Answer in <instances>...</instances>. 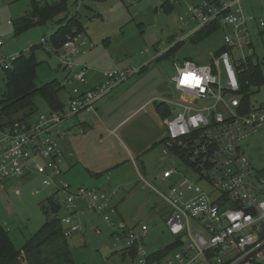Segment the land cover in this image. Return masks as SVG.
<instances>
[{"label": "built area", "instance_id": "built-area-1", "mask_svg": "<svg viewBox=\"0 0 264 264\" xmlns=\"http://www.w3.org/2000/svg\"><path fill=\"white\" fill-rule=\"evenodd\" d=\"M244 2L203 0L187 5L180 22L184 30L197 27L182 42L202 29L217 28L224 31L225 51L214 53L208 65L184 61L175 66L172 83L178 98H154L131 117L152 104L162 105L167 130L163 153L175 156L193 177L190 180L177 169L166 170L163 180L169 183L168 193L152 187L172 209L165 223L171 243L148 251L149 225L129 228L109 220L110 213L118 214L116 192L108 195L96 188H74L62 180L63 154L58 142L84 134L83 129L67 125L81 113H94L100 100L143 68L104 72L105 81L90 88L91 68L76 61L94 49L85 33L69 36L59 49L52 46L50 36L42 40L43 47H52L65 72L62 86L71 85L68 106L0 129V183L40 177L69 214L61 218L67 238L82 231L81 223L74 221L75 209L87 203L113 230V238L125 241L137 264H245L263 258L264 171L253 167L242 144L264 133V106L247 109L239 74L240 66L255 54L254 36L264 31V18L248 14ZM3 45L0 41V48ZM14 59L0 57V70L11 68Z\"/></svg>", "mask_w": 264, "mask_h": 264}, {"label": "rangeland", "instance_id": "rangeland-1", "mask_svg": "<svg viewBox=\"0 0 264 264\" xmlns=\"http://www.w3.org/2000/svg\"><path fill=\"white\" fill-rule=\"evenodd\" d=\"M32 1L0 0V41L4 44L0 48V57L13 59L36 47L34 54L40 63L37 84L41 86L52 81L62 82L65 72L59 67L52 47H39L45 37L57 31L59 18L46 26L15 35L12 23L30 11ZM35 1L42 6L56 0ZM166 1L170 0L68 1V16L79 18L85 34L94 45V49L87 55L76 58L77 62L91 68L87 75L90 88H96L105 81L104 72H125L131 68L141 69L147 66L146 72L128 79L101 102L100 115L125 119L154 98L168 101L178 98L172 83V78L176 75L175 66H180L184 61L208 65L212 55L224 45V31L217 30L198 44L187 40L175 55L160 59L171 47L193 33L197 24L184 30L180 18L186 15L187 5L203 0H178L173 3L170 13L162 9ZM244 7L248 14L264 18L263 0H245ZM254 49L255 54L249 60L261 65L264 78V32L254 36ZM5 91V74L0 70V95ZM70 91L71 85L67 84L61 95L65 109ZM250 91L251 105L264 106V85L251 86ZM36 106L37 115L51 111L47 102L40 97L36 98ZM158 106L152 104L146 111L137 114L110 139H107L103 126L96 125L95 141L91 144V149L78 154L80 160L85 156L82 161L84 164L75 162L70 167V139L58 142L59 147H67V151L63 148L62 153L67 161L63 160L60 166L62 180L76 187L96 188L108 195L118 191V195L114 196L118 214L110 213L109 220L129 228L149 225L151 233L146 246L150 252L173 240L165 226L172 209L153 188L163 194L168 193L169 183L163 180L166 170L177 169L193 180L192 175L175 156L164 155L162 145H153L156 138L167 137ZM101 133L104 139L102 144L98 143ZM242 147L253 167L264 171V133L248 139ZM89 160H95L99 168L111 163L116 167L105 169L106 172L97 182L93 177L96 170ZM36 191L40 193L37 194ZM52 195V189L46 188L42 179L37 176L0 184V224L10 231L17 249H21L52 218L51 214H45L49 207L48 199ZM75 211L79 214H75L74 221L81 223L82 231L68 237V243L76 264H137V258L126 249L125 241L113 238V230L104 218L91 209L84 210V206H77ZM67 215L69 214L65 210L59 214L61 218ZM64 228L67 230L65 225ZM261 254L263 258L245 264H264V247Z\"/></svg>", "mask_w": 264, "mask_h": 264}, {"label": "trees", "instance_id": "trees-1", "mask_svg": "<svg viewBox=\"0 0 264 264\" xmlns=\"http://www.w3.org/2000/svg\"><path fill=\"white\" fill-rule=\"evenodd\" d=\"M68 1L56 0L53 3L39 5L35 0L32 1L30 11L13 24L15 35H21L31 29L46 26L59 18L57 31L50 36L52 46L59 49L63 46L69 36L74 33H85L83 25L77 16H68ZM103 1V0H98ZM178 0L166 1L162 9L170 13L173 3ZM217 28H205L197 32L189 41L198 44L216 32ZM264 31L260 35L263 34ZM186 42V41H185ZM185 42H179L165 52L160 59L169 58L175 55ZM43 48L42 45L39 46ZM34 49L29 52L21 53L15 57L12 67L4 70L6 91L0 95V129L12 127L16 123H27L37 116L36 98L44 99L51 111H63L65 105L61 100V95L65 87L59 81H52L39 86L37 84V71L40 63L37 61ZM225 51L222 47L215 53L218 55ZM264 63V57H263ZM240 83L243 94V103L247 109L251 108V86L261 87L264 85L261 65L253 64L251 60L247 64L240 66ZM144 66L140 74L146 72ZM161 116H165V109L162 105L158 106ZM163 141L155 146L162 145ZM103 173L96 175L102 176ZM57 194H53L48 199V210L45 214L52 218L31 236L21 249L14 245L10 231L0 224V264H76L69 247L68 238L65 236V228L61 222L60 212L63 209ZM134 255V254H132Z\"/></svg>", "mask_w": 264, "mask_h": 264}, {"label": "crops", "instance_id": "crops-1", "mask_svg": "<svg viewBox=\"0 0 264 264\" xmlns=\"http://www.w3.org/2000/svg\"><path fill=\"white\" fill-rule=\"evenodd\" d=\"M113 93H111L110 95H112ZM110 95L106 96L105 98H103L102 100H100L97 104H96V110L94 113H81L79 115H77L67 126L70 127H74L76 129L81 128L84 130V134L83 135H79V136H74V137H70V149H69V155L71 158V161L69 163V166H73L76 162V164H84L85 162H82L85 159L80 160V158L78 157V154L84 153V151L89 152V150L91 149V144L95 141V130L96 125H102L104 128V131L107 133V139L111 138L110 133L114 130H119L120 128L123 127V125H127L128 122L131 121V117L133 114H131L129 117L125 118V119H116L114 116L110 117V116H102L100 115V110L102 108V106H100L101 102L106 99L107 97H109ZM108 103H106L107 106ZM135 113V112H134ZM87 130V132H86ZM101 137L98 138V143L102 144L103 143V135L102 133L100 134ZM67 139V138H66ZM163 139L160 138H156L153 142V145L155 144H159L161 143ZM63 146V145H62ZM60 145V149L61 152L63 153V148L65 151H67V147L63 146L62 147ZM131 154V153H130ZM90 156V155H89ZM64 157V156H63ZM131 158L133 159V157L131 156ZM67 161V158H63V160ZM90 164L92 165V167H94V169L96 170V173L93 174L94 179L99 182L101 180V176L97 177L96 175L101 174V173H105L107 168L109 167H113L115 168L116 166H113V164L111 163L108 166H103L102 168L98 167V164L95 163L94 161H90ZM120 164H117V166H119ZM101 166V165H99ZM99 169V170H98ZM105 170V171H102ZM103 176V175H102ZM3 183V182H2ZM0 183V184H2ZM72 185V184H71ZM74 186V185H73ZM79 187V186H78ZM76 186H74V188H78ZM116 192L115 197L118 195V191H113V193ZM112 193V194H113ZM77 206H84V210L89 209L87 203H79ZM79 214V213H78Z\"/></svg>", "mask_w": 264, "mask_h": 264}]
</instances>
